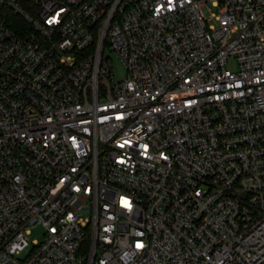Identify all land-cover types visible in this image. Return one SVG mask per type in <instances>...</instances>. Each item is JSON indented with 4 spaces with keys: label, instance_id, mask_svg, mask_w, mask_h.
Masks as SVG:
<instances>
[{
    "label": "built area",
    "instance_id": "1",
    "mask_svg": "<svg viewBox=\"0 0 264 264\" xmlns=\"http://www.w3.org/2000/svg\"><path fill=\"white\" fill-rule=\"evenodd\" d=\"M0 264H264V0H0Z\"/></svg>",
    "mask_w": 264,
    "mask_h": 264
},
{
    "label": "rangeland",
    "instance_id": "2",
    "mask_svg": "<svg viewBox=\"0 0 264 264\" xmlns=\"http://www.w3.org/2000/svg\"><path fill=\"white\" fill-rule=\"evenodd\" d=\"M205 17L207 19H210L212 16H215L218 14V10L211 7V6H205L203 7L202 9ZM210 24H213V20H210L209 21ZM113 57V55H111ZM114 60V58H113ZM115 61V71H116V75H117V78L119 79L121 77V69L120 67L116 64V60ZM27 240L29 241V243H32V242H40L43 238V232H42V229L37 227L35 229H32L29 233L28 236H26Z\"/></svg>",
    "mask_w": 264,
    "mask_h": 264
},
{
    "label": "snow or ice",
    "instance_id": "3",
    "mask_svg": "<svg viewBox=\"0 0 264 264\" xmlns=\"http://www.w3.org/2000/svg\"><path fill=\"white\" fill-rule=\"evenodd\" d=\"M141 245H138V247H140Z\"/></svg>",
    "mask_w": 264,
    "mask_h": 264
}]
</instances>
